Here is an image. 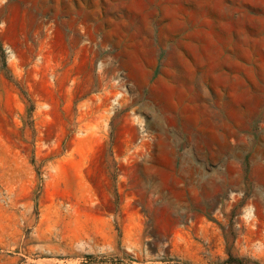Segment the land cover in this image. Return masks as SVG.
<instances>
[{
  "label": "rangeland",
  "instance_id": "rangeland-1",
  "mask_svg": "<svg viewBox=\"0 0 264 264\" xmlns=\"http://www.w3.org/2000/svg\"><path fill=\"white\" fill-rule=\"evenodd\" d=\"M231 258L264 264V0H0V264Z\"/></svg>",
  "mask_w": 264,
  "mask_h": 264
},
{
  "label": "trees",
  "instance_id": "trees-1",
  "mask_svg": "<svg viewBox=\"0 0 264 264\" xmlns=\"http://www.w3.org/2000/svg\"><path fill=\"white\" fill-rule=\"evenodd\" d=\"M89 258H91V259H95L93 256H89ZM233 262H239V261L236 260V259L231 258L230 260L226 261L225 264H235V263H233ZM101 264H108V263H103V262H102ZM111 264H116V263L112 262Z\"/></svg>",
  "mask_w": 264,
  "mask_h": 264
}]
</instances>
